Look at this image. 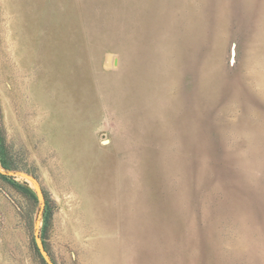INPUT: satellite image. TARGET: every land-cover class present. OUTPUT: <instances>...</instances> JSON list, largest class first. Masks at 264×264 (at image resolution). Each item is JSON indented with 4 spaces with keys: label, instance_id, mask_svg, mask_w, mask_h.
Wrapping results in <instances>:
<instances>
[{
    "label": "rangeland",
    "instance_id": "374dc122",
    "mask_svg": "<svg viewBox=\"0 0 264 264\" xmlns=\"http://www.w3.org/2000/svg\"><path fill=\"white\" fill-rule=\"evenodd\" d=\"M1 141L0 264H264V0H0Z\"/></svg>",
    "mask_w": 264,
    "mask_h": 264
},
{
    "label": "trees",
    "instance_id": "16d2710c",
    "mask_svg": "<svg viewBox=\"0 0 264 264\" xmlns=\"http://www.w3.org/2000/svg\"><path fill=\"white\" fill-rule=\"evenodd\" d=\"M0 146H1V148H0V153H1V155H2V166H3V168L6 170V171H11V169L6 165V163L4 162V152H3V147H2V141L0 142Z\"/></svg>",
    "mask_w": 264,
    "mask_h": 264
},
{
    "label": "water",
    "instance_id": "95a60500",
    "mask_svg": "<svg viewBox=\"0 0 264 264\" xmlns=\"http://www.w3.org/2000/svg\"><path fill=\"white\" fill-rule=\"evenodd\" d=\"M40 194H42V193L40 192ZM38 245H39V247H40V249H41L42 255L45 257V259L47 260V262H48L49 264H52V262L49 260V257H48V255H47V253H46L45 250L43 249L42 244L39 242Z\"/></svg>",
    "mask_w": 264,
    "mask_h": 264
}]
</instances>
